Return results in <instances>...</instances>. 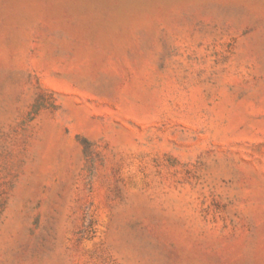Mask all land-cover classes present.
Returning a JSON list of instances; mask_svg holds the SVG:
<instances>
[{"label":"rangeland","instance_id":"rangeland-1","mask_svg":"<svg viewBox=\"0 0 264 264\" xmlns=\"http://www.w3.org/2000/svg\"><path fill=\"white\" fill-rule=\"evenodd\" d=\"M0 264H264V0H0Z\"/></svg>","mask_w":264,"mask_h":264}]
</instances>
